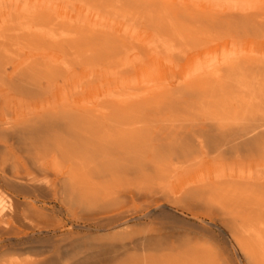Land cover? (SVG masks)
I'll list each match as a JSON object with an SVG mask.
<instances>
[{"label":"bare ground","instance_id":"bare-ground-1","mask_svg":"<svg viewBox=\"0 0 264 264\" xmlns=\"http://www.w3.org/2000/svg\"><path fill=\"white\" fill-rule=\"evenodd\" d=\"M0 264H264V0H0Z\"/></svg>","mask_w":264,"mask_h":264},{"label":"rangeland","instance_id":"rangeland-1","mask_svg":"<svg viewBox=\"0 0 264 264\" xmlns=\"http://www.w3.org/2000/svg\"><path fill=\"white\" fill-rule=\"evenodd\" d=\"M183 185L184 186H186V176H184L183 178H181V181H180V183H178L177 184V186H176V191H180V189L183 187ZM161 188H159V191H161L160 190ZM163 191V190H162ZM162 191L161 192H159V193H157L156 195H161V193H162ZM179 211V213H178V215H180V216H182V217H186V210H181V209H178ZM173 227H174V230L175 229H184V228H186V225L185 224H183V223H178V224H174L173 225ZM107 255H109V254H107Z\"/></svg>","mask_w":264,"mask_h":264}]
</instances>
